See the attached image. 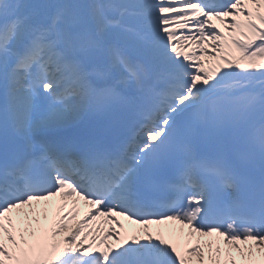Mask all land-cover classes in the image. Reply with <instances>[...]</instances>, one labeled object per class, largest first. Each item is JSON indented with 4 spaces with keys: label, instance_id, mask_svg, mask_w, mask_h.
Wrapping results in <instances>:
<instances>
[{
    "label": "snow or ice",
    "instance_id": "obj_1",
    "mask_svg": "<svg viewBox=\"0 0 264 264\" xmlns=\"http://www.w3.org/2000/svg\"><path fill=\"white\" fill-rule=\"evenodd\" d=\"M0 264H264V0H0Z\"/></svg>",
    "mask_w": 264,
    "mask_h": 264
}]
</instances>
